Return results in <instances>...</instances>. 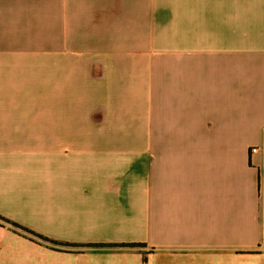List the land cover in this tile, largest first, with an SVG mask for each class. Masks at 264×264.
Wrapping results in <instances>:
<instances>
[{
	"label": "crops",
	"instance_id": "crops-1",
	"mask_svg": "<svg viewBox=\"0 0 264 264\" xmlns=\"http://www.w3.org/2000/svg\"><path fill=\"white\" fill-rule=\"evenodd\" d=\"M0 216L75 244L0 264H264V0H0Z\"/></svg>",
	"mask_w": 264,
	"mask_h": 264
},
{
	"label": "trees",
	"instance_id": "trees-1",
	"mask_svg": "<svg viewBox=\"0 0 264 264\" xmlns=\"http://www.w3.org/2000/svg\"><path fill=\"white\" fill-rule=\"evenodd\" d=\"M0 218L5 220V222H7V223L11 224L12 226H14L17 230L25 233V235H28L30 238L38 239V240L41 239V240H43L45 242H48L49 244L52 245V248H58L57 246H75V244L65 243V242L49 239V238L44 237L43 235L38 234L35 231H33V230H31V229H29V228L17 223V222L11 221V220H9L7 218H3L1 216H0ZM100 246H106V245H100ZM107 246H109V245H107ZM116 246L138 247V246H142V245H141V243H122V244H119V245H116Z\"/></svg>",
	"mask_w": 264,
	"mask_h": 264
},
{
	"label": "built area",
	"instance_id": "built-area-1",
	"mask_svg": "<svg viewBox=\"0 0 264 264\" xmlns=\"http://www.w3.org/2000/svg\"><path fill=\"white\" fill-rule=\"evenodd\" d=\"M257 150H258V148H256V147H254V148L252 149L253 152H256Z\"/></svg>",
	"mask_w": 264,
	"mask_h": 264
}]
</instances>
